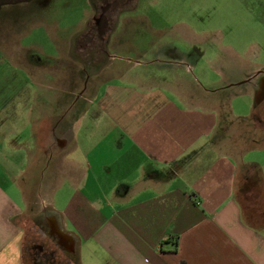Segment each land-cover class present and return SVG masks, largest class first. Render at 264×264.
Returning a JSON list of instances; mask_svg holds the SVG:
<instances>
[{
  "label": "crops",
  "instance_id": "1",
  "mask_svg": "<svg viewBox=\"0 0 264 264\" xmlns=\"http://www.w3.org/2000/svg\"><path fill=\"white\" fill-rule=\"evenodd\" d=\"M90 23L67 51L47 54L77 66L70 80L29 60L31 49L44 52L37 37L0 35L9 63L0 82V264H24L30 204L47 207L72 264H264V135L236 133L252 121L255 91L246 92L250 115L234 114L232 79L215 85L202 68L208 86L182 79L178 69L199 67L182 53L132 62L104 50L113 61L92 71ZM71 96L83 106L62 125L55 110Z\"/></svg>",
  "mask_w": 264,
  "mask_h": 264
},
{
  "label": "rangeland",
  "instance_id": "2",
  "mask_svg": "<svg viewBox=\"0 0 264 264\" xmlns=\"http://www.w3.org/2000/svg\"><path fill=\"white\" fill-rule=\"evenodd\" d=\"M16 4L0 9V35L19 39V42L24 36L23 43H31L37 37L44 52L31 49L29 60L35 57L45 65H56L65 80L74 76L68 71L76 70L77 66L70 65L65 54L60 60L49 58L47 54L56 55L58 46L67 51L66 40L82 30L89 20L90 36L87 38H91L88 44L91 57L88 59L93 63L92 71L113 61L111 54L107 57L104 50L129 57L132 62L137 58L148 62L155 58L166 60L164 57L167 55L178 60L182 53L189 62L199 66L189 73L178 69L182 79L208 86L200 68L208 81L215 85H224L232 79L228 90L234 114L246 117L251 113L248 107L253 99L246 92L254 88L246 79L253 72L246 73L243 66L247 69L264 68V0H140L139 8L133 10L135 19L130 17L135 4L132 0L125 11L113 19L114 22L107 28L102 27L101 33L94 21L99 1L30 0ZM116 34L120 36L112 39ZM120 57L116 62L123 61ZM6 63L0 57V82L4 81L2 72L9 64ZM63 97H66L64 93ZM71 100L72 96L63 100L55 110L54 117L61 118L62 125L68 124V118L76 115L83 106L82 100ZM248 122V128L238 123L236 133L243 135L247 132L260 140L264 135V103L256 107L252 121ZM249 145L256 144L249 142ZM36 206L30 204L23 216L24 264H72L75 256L59 244L56 236L51 235L47 207Z\"/></svg>",
  "mask_w": 264,
  "mask_h": 264
},
{
  "label": "flooded vegetation",
  "instance_id": "3",
  "mask_svg": "<svg viewBox=\"0 0 264 264\" xmlns=\"http://www.w3.org/2000/svg\"><path fill=\"white\" fill-rule=\"evenodd\" d=\"M30 0H0V9L5 5H17L16 3L20 2H27ZM100 2L99 11L96 13V16H94L95 24L98 27V31L100 33L101 30V24L103 23V27L107 28L109 23L114 22V18L118 17L120 14H122L123 11H125V8L132 0H95ZM134 10H137L139 8V1L140 0H134ZM106 30V29H105ZM257 78V81L255 82L254 79ZM251 86H253L255 91V101H256V107L264 103V68L261 70L259 69L257 72L251 74L246 79ZM50 232L52 234L54 233V230L52 227H50ZM58 240L61 242V244L64 242L62 241V238L59 236Z\"/></svg>",
  "mask_w": 264,
  "mask_h": 264
},
{
  "label": "water",
  "instance_id": "4",
  "mask_svg": "<svg viewBox=\"0 0 264 264\" xmlns=\"http://www.w3.org/2000/svg\"><path fill=\"white\" fill-rule=\"evenodd\" d=\"M100 27H101V31H102L103 23L101 24V26H100Z\"/></svg>",
  "mask_w": 264,
  "mask_h": 264
}]
</instances>
